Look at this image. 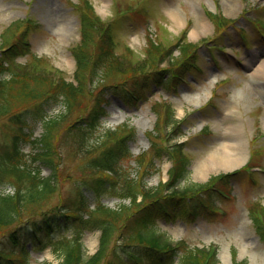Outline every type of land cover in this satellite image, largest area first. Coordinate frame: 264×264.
Segmentation results:
<instances>
[{
  "label": "rangeland",
  "instance_id": "374dc122",
  "mask_svg": "<svg viewBox=\"0 0 264 264\" xmlns=\"http://www.w3.org/2000/svg\"><path fill=\"white\" fill-rule=\"evenodd\" d=\"M89 1L102 22L93 37H101L108 29L118 61L123 67L137 68L123 77L124 83L119 82V86L105 93L103 102L107 101V111L101 118L100 128L115 127L121 122L135 128L131 151L134 155L143 152L144 164L153 172L143 179L145 189L160 196L173 169L167 147L174 140L166 137L163 123L160 125L163 112H169L166 104L180 120L184 133L176 141H182L183 154L190 159L186 182H204L210 175L237 170L226 179L227 184L218 185L228 193L226 197L206 192L201 198L213 200L219 206L218 212L200 208L197 204V216H191L184 213L185 207L177 208L171 218L157 222L159 231L172 242L182 241L189 247L216 245L218 264H232L234 258L245 259L247 264H264V240L250 218L257 208L252 213L248 209L255 200L264 205V172L253 173L254 181H250L245 170L246 165L264 166V80L252 81L253 70L264 60V0ZM76 2L0 0V42L4 40L3 48L15 44L10 73L36 71L30 56L34 54L41 59L42 72H49L54 79L64 76L76 84V60L71 52L81 38L80 16L73 10ZM122 10L125 13L119 15ZM210 12L220 13L226 21L220 20V25L216 26L209 18ZM148 37L160 42L163 52H171L173 62L170 65L154 64L156 59L150 64ZM242 37H245V44ZM184 42L188 45L179 57L178 45ZM181 60L183 63H179ZM262 66L259 72L264 70ZM115 79L121 80L115 76L108 81ZM94 85L95 80L90 83L89 90L86 87L82 106L86 103V107L89 106L96 97L97 86ZM127 86L135 94L133 100L124 89ZM118 94H125L124 101L116 98ZM61 108L62 105L57 103L49 113ZM4 123L12 130L7 119L0 118L2 130ZM230 123L240 126L245 149L243 158L231 167L211 166L209 155L228 140L230 132L226 126ZM40 131V125L36 124L33 136H39ZM169 136L173 137L172 134ZM153 146L160 151L156 152ZM23 149L29 153L33 147L25 143ZM63 159L61 174L66 183H60V189L63 198H67L73 188L69 181L74 182L67 175L70 172L80 175L83 171L71 155ZM202 161L206 162L205 169L197 171ZM152 162L154 167H150ZM125 165L130 176L137 174L133 160ZM44 173L48 171L45 169ZM138 191L134 204L140 208L150 200L141 199L140 187ZM103 201L115 207L126 200L104 196ZM90 220L91 229L85 231L83 237L86 256L97 253L101 237L99 222L96 218V221ZM126 242L119 239L118 230L114 231L107 244L109 251L98 264H115L119 259H127L124 251L116 246L126 245ZM105 257H108L106 262ZM61 258L56 247L46 246L42 250H32L28 264H60Z\"/></svg>",
  "mask_w": 264,
  "mask_h": 264
},
{
  "label": "trees",
  "instance_id": "16d2710c",
  "mask_svg": "<svg viewBox=\"0 0 264 264\" xmlns=\"http://www.w3.org/2000/svg\"><path fill=\"white\" fill-rule=\"evenodd\" d=\"M73 10L80 16L81 26L80 41L71 49L76 60V84L64 76L54 79L49 72H42L41 59L35 55L31 57L36 71L10 73L14 45L1 51L4 40L0 42V118H6L12 127L10 130L4 123L5 128H0V263L28 264L30 248L41 250L54 246L62 256L60 264H98L109 251L107 244L113 232L118 230L119 239L127 242L116 246L127 259H119L115 264H217L215 249L190 248L184 242H172L158 230L156 221L171 216L179 202H186L191 210L194 206L190 201L194 199L205 207L212 206L208 203L211 201L201 200L200 192H205L222 175H211L207 182L187 183L184 178L189 161L183 159L180 145H175L167 149L173 159L167 194L154 196L145 189L143 179L152 172L144 165L143 152L135 156L131 153L133 127L122 123L99 129L101 115L106 111L105 93L119 86V82L124 83L123 77L137 68L123 67L118 61L108 29L101 37H93L102 22L89 0H77ZM209 18L216 26L220 20L226 21L224 16L218 18L214 13H209ZM187 45L186 42L178 45L179 55L185 53ZM160 46V42L148 37L151 65L155 59L168 57L169 51L163 52ZM115 76L121 80L108 81ZM93 80L97 95L84 107L81 101L86 82L90 85ZM57 103L62 108L49 113ZM165 117L173 123L171 112ZM36 124L41 132L29 139ZM25 143L33 147L29 153L23 150ZM67 155L77 161L83 173L67 175L74 180L69 181L73 188L63 198L60 183L66 182H63L61 162H65L63 158ZM129 160H134L137 166V174L133 176L125 171ZM150 167H154L153 162ZM45 169L48 173H44ZM119 178L123 179L118 182ZM138 187L141 199L152 201L140 208L134 204ZM110 195L129 198L130 202L110 207L102 201ZM256 208L255 215L250 216L251 223L264 240V206L257 204ZM91 218L99 222L101 237L97 253L86 256L83 237L91 229ZM105 259L106 262L108 257ZM232 264H247V261L234 258Z\"/></svg>",
  "mask_w": 264,
  "mask_h": 264
},
{
  "label": "bare ground",
  "instance_id": "6f19581e",
  "mask_svg": "<svg viewBox=\"0 0 264 264\" xmlns=\"http://www.w3.org/2000/svg\"><path fill=\"white\" fill-rule=\"evenodd\" d=\"M63 28L64 23L61 24V29ZM262 65H264V60H261L259 66L253 70L252 81L254 83H257L260 80H264V70H262V72H259V68L263 67ZM231 113L232 115H234L232 111H230V114ZM226 127L228 129V132H230V135L228 136V140L221 144V148L216 149L210 153L209 161L212 163L211 166L231 167L241 161V159L243 158L245 149L241 142L242 139L240 126L238 127L236 123H230L227 124ZM198 165L199 166L197 171H202L203 169H205L206 162L202 161L201 164Z\"/></svg>",
  "mask_w": 264,
  "mask_h": 264
}]
</instances>
